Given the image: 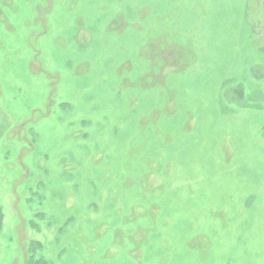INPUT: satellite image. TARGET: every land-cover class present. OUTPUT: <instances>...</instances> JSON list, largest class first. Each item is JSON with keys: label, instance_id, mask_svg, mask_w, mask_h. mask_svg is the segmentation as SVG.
Masks as SVG:
<instances>
[{"label": "rangeland", "instance_id": "374dc122", "mask_svg": "<svg viewBox=\"0 0 264 264\" xmlns=\"http://www.w3.org/2000/svg\"><path fill=\"white\" fill-rule=\"evenodd\" d=\"M0 264H264V0H0Z\"/></svg>", "mask_w": 264, "mask_h": 264}]
</instances>
